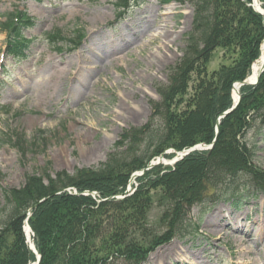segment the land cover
<instances>
[{
  "label": "rangeland",
  "instance_id": "obj_1",
  "mask_svg": "<svg viewBox=\"0 0 264 264\" xmlns=\"http://www.w3.org/2000/svg\"><path fill=\"white\" fill-rule=\"evenodd\" d=\"M15 11L28 22L20 27L21 18L10 24L25 40L15 54L6 52V31L0 28V207L3 190L21 187L28 175L53 177L95 166L123 129L149 121L151 105L159 100L156 88L167 83L169 68L186 44L193 10L187 2L168 0H0V23ZM232 58L216 48L207 73ZM259 125V132L246 136L255 144L252 166L264 178V117ZM204 182L201 201L186 215L196 233H170L168 219H161L164 206L152 191L144 258L114 256L107 264H155V256L173 244L177 248L163 263L179 258L183 264H264V200L252 196L259 186L254 175L236 180L246 185L234 195L240 208L216 201L227 190L219 181ZM103 236L97 243L100 255L109 251Z\"/></svg>",
  "mask_w": 264,
  "mask_h": 264
},
{
  "label": "trees",
  "instance_id": "obj_2",
  "mask_svg": "<svg viewBox=\"0 0 264 264\" xmlns=\"http://www.w3.org/2000/svg\"><path fill=\"white\" fill-rule=\"evenodd\" d=\"M176 1L192 6L191 29L181 57L169 68L167 83L156 88L159 100L151 105L149 121L123 129L106 159L95 166L77 168L73 174L59 171L53 177L47 173L45 178L28 175L21 187L4 189L0 264L35 260L22 230L30 208L28 224L41 255L39 264H107L114 256L144 258L142 240L152 230L148 225L152 191L164 206L161 219H168L169 232L177 231L182 237L194 233L186 215L193 204L201 201L199 187L204 179L219 181L235 193L240 191L237 178L251 172L259 185L255 188L264 193V178L252 166L255 144L246 136L250 131L259 132L260 125H255L263 122V71L257 85L240 89V103L221 119L211 150L194 151L172 166H154L136 179L138 185L130 195L102 200L123 193L131 173L145 167L166 148L182 150L198 142L210 143L217 116L232 104L233 82L248 75L260 54L264 18L246 5L250 0ZM9 23L8 18L1 26L7 28ZM21 41L14 36V53L19 52L17 44L22 46ZM218 47L233 58L208 74L206 64ZM192 76L195 82L188 94ZM185 95L189 98L177 106ZM67 188H75L80 194ZM85 190L98 192L102 201L81 194ZM101 236L109 243L104 255L98 254Z\"/></svg>",
  "mask_w": 264,
  "mask_h": 264
},
{
  "label": "bare ground",
  "instance_id": "obj_3",
  "mask_svg": "<svg viewBox=\"0 0 264 264\" xmlns=\"http://www.w3.org/2000/svg\"><path fill=\"white\" fill-rule=\"evenodd\" d=\"M256 7L259 11H262L264 13V9L259 6L258 2L256 1ZM100 16V15H98ZM263 58H264V42L262 43V47H261V55L260 57L255 60L252 65H251V70H250V73H249V76L247 77L248 80L250 82H253L256 80L257 78V75L260 71V68H261V64L263 62ZM43 85L46 84V82H41ZM239 88H240V85L239 84H234L233 85V88H232V97L234 99H237V95H238V92H239ZM220 219V218H219ZM229 220H234L233 217H230ZM226 223V221L224 220V224ZM228 224H231V222L229 221ZM27 234H28V237L30 236V233L29 231L27 230ZM177 248V245L173 244L171 246H168L167 248H164L162 252H159V254H157L155 256V259H154V263L155 264H161L164 262L163 258H167V257H170L172 254H173V250H175ZM31 264H35V263H31Z\"/></svg>",
  "mask_w": 264,
  "mask_h": 264
},
{
  "label": "water",
  "instance_id": "obj_4",
  "mask_svg": "<svg viewBox=\"0 0 264 264\" xmlns=\"http://www.w3.org/2000/svg\"><path fill=\"white\" fill-rule=\"evenodd\" d=\"M252 6H255V4L252 5ZM254 8H255V7H254ZM255 9H256V8H255ZM256 10H257V9H256ZM257 11H258V10H257ZM259 13H261V12H259ZM261 14H262V13H261ZM262 15H263V14H262ZM263 41H264V40H263ZM263 67H264V58H263V62H262V65H261L260 72L263 70ZM258 77H259V75H258L257 78H256L257 80H258ZM257 80H256V81H257ZM256 81H254V82H250L248 79H246V80L240 81V82H238V83H239V85H244V84L246 85V84H255ZM239 101H240V96L238 95V97H237L236 101L234 102L233 106H232L229 110L223 112V113L219 116V119H220L221 117H224L225 115L229 114L230 112H232V111L236 108V106L238 105ZM219 119L217 120V123H219ZM216 131H218V127H217V125H216ZM213 143H214V140H213V142L209 145V147H210V146L212 147ZM204 146H205V145H204ZM196 147H197V145L191 147L190 149H188V150H186V151H183L182 153L177 152V154H178L180 157H182L183 155L187 154L188 152H190V151L196 149ZM206 148H207V146H206ZM163 154H164V153H163ZM163 154H161V156H160L155 162H151V163H150L146 168H144L142 171H144V170H146V169H148V168H151L152 166H154V165L158 164L160 161H162V159H163ZM176 160H177V159L175 158L173 161H176ZM141 174H142V172L134 173V174L132 175L131 179L129 180V184H131V183L133 182V180H134L135 177H137V176H139V175H141ZM86 193H88V192H86ZM25 224H26V221H25ZM26 225H27V224H26ZM29 229H30V228H29V226L27 225V230H29ZM30 248H31V249L33 250V252L36 254V256H37L36 264H38V262H39V260H40V255L37 253V251H36V249H35V247H34V245H33L32 243L30 244Z\"/></svg>",
  "mask_w": 264,
  "mask_h": 264
}]
</instances>
